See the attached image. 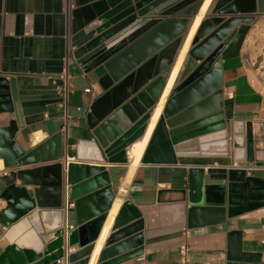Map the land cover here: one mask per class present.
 <instances>
[{"label": "water", "instance_id": "95a60500", "mask_svg": "<svg viewBox=\"0 0 264 264\" xmlns=\"http://www.w3.org/2000/svg\"><path fill=\"white\" fill-rule=\"evenodd\" d=\"M85 1H92L96 24L95 35L85 44L87 53L80 62L88 66L87 71L93 72L104 90L91 105L93 113L101 105V112L95 113L99 124L91 131V139L76 140L75 160L66 162L65 178L60 163L17 171L38 186L32 191L33 204L26 208L29 210L34 200L39 207L59 208L66 182L75 227L67 232L58 225L45 231L37 212L29 218L23 216L27 210H22L4 222L9 227L0 264H57L65 248L74 245L79 248L68 253L69 264H88L115 197L101 165L128 162V148L144 135L203 0ZM190 7L193 10L188 12ZM209 12L213 15L206 13L198 25L140 159V164L153 165H174L180 157L232 158L236 163L237 168L227 171V181L221 185L204 184V170L189 168L185 210L189 229L224 223L228 217L264 204L263 177L247 175L246 170L264 169V122L256 134L251 122L243 125V131L235 124L230 129L224 115L219 58L236 26L250 23L256 13H264V0H212ZM49 102L20 100L14 79L0 75V113L15 118L8 128L0 129V157L6 167L61 157L60 132L24 152L9 131L15 121L20 128L39 121ZM39 171L46 182H40ZM145 222L141 209L125 201L95 264H118L139 255ZM238 234L233 231L228 236ZM263 254L242 252L237 241L227 250L226 264H264Z\"/></svg>", "mask_w": 264, "mask_h": 264}, {"label": "crops", "instance_id": "0c3cea01", "mask_svg": "<svg viewBox=\"0 0 264 264\" xmlns=\"http://www.w3.org/2000/svg\"><path fill=\"white\" fill-rule=\"evenodd\" d=\"M191 10L193 7L187 11ZM95 20L92 1L0 0V75L14 79L20 100L50 101L39 121L22 128L17 127L15 121L10 134L24 152L58 132L63 143L59 159L6 167L0 157V253L7 245L4 234L9 226L4 222L22 210H27L23 216L29 218L37 212L45 231L58 225L67 232L75 227L73 203L66 204V182L62 185L59 208L39 207L34 200V207L29 210L26 208L33 204L32 191L38 186L17 171L60 163L65 178L66 162L75 160L76 140L92 138L91 131L99 124L95 113H100L102 108L98 105L93 113L91 105L104 90L80 59L87 53L85 44L95 35ZM263 35L264 13L255 14L250 23L236 26L235 34L219 54L224 115L230 129L235 124L243 131V125L251 122L256 134L264 122V71L260 51L264 48ZM11 119H15L14 115L0 113V129L8 128ZM81 164L96 163L81 161ZM103 164L115 195L111 207L116 198L120 199V204L100 249L125 201L140 208L146 219L142 252L118 264H226L227 250L237 241L242 252H264V204L228 217L224 223L190 229L185 225L189 168L204 170V184L221 185L227 181V171L237 168L232 158L180 157L174 165L139 163L128 181V162ZM246 170L247 175L264 179V169ZM38 176L40 182H46L42 171ZM184 196V200H178ZM55 216H59L60 221L52 225ZM180 220L183 223H178ZM233 231L239 234L229 237V232ZM78 248L74 245L70 251Z\"/></svg>", "mask_w": 264, "mask_h": 264}, {"label": "bare ground", "instance_id": "6f19581e", "mask_svg": "<svg viewBox=\"0 0 264 264\" xmlns=\"http://www.w3.org/2000/svg\"><path fill=\"white\" fill-rule=\"evenodd\" d=\"M211 2H212V0H203L202 1L201 6L198 9V12L196 13L192 23L189 26V29H188L187 34H186V38H185V40H184V42L180 48L178 56L175 59L172 67L170 68L169 74L167 76L166 84L164 86L162 93L160 94L158 101L155 104V108H154V110L150 116V119L148 121V125L146 127L144 135L142 136L141 139L135 141L128 148V152H127L128 153V169H127V174H126V181L129 180V178L133 174L135 167L140 163V159H141V156L143 154V151L146 147V144L149 140V137L152 133V130H153L158 118H159V115L161 114L162 108L164 106V102H165V100H166L175 80H176V77H177L178 72L180 70V67L183 63V60L186 56V53L188 51V48H189L190 43L192 41V38H193L197 28H198V25L201 22L203 16L207 13ZM39 134L40 133H37L36 137H39ZM34 140H36V138H34ZM119 204H120V199L116 198L112 204L110 211H109L104 230L102 231V234L99 237V239L96 241L95 248L91 254V257H90L88 264H95L96 259H97V254L99 252V249L102 245L104 236H105L106 231H107V227L112 222V219L118 210ZM57 221H60L59 216L53 217L52 218V225H54L55 222H57Z\"/></svg>", "mask_w": 264, "mask_h": 264}, {"label": "built area", "instance_id": "2783aa9c", "mask_svg": "<svg viewBox=\"0 0 264 264\" xmlns=\"http://www.w3.org/2000/svg\"><path fill=\"white\" fill-rule=\"evenodd\" d=\"M233 165H235L237 167L236 163H234ZM4 173H6V172L4 171ZM66 195H67V192H66ZM66 197H67L66 204H68V195ZM69 205H70V203H69ZM70 250L71 249L65 248L64 255L62 257H60L59 259H57L56 263L57 264H69L68 253L71 252Z\"/></svg>", "mask_w": 264, "mask_h": 264}, {"label": "rangeland", "instance_id": "374dc122", "mask_svg": "<svg viewBox=\"0 0 264 264\" xmlns=\"http://www.w3.org/2000/svg\"><path fill=\"white\" fill-rule=\"evenodd\" d=\"M262 40H263V42H264V35H263V37H262ZM264 47V46H263ZM261 54H262V63H261V66H262V69H263V71H264V48L262 49L261 48ZM262 83H264V73L262 74Z\"/></svg>", "mask_w": 264, "mask_h": 264}, {"label": "flooded vegetation", "instance_id": "af4514ba", "mask_svg": "<svg viewBox=\"0 0 264 264\" xmlns=\"http://www.w3.org/2000/svg\"><path fill=\"white\" fill-rule=\"evenodd\" d=\"M209 8H210V7H209ZM207 14H208L209 16L213 15V14L210 13V12L208 13V11H207ZM256 14H259V13H256ZM261 14H262V13H261ZM254 15H255V14H254ZM254 15H253V16H254ZM183 61H184V60H183ZM181 66H182V65H181ZM180 68H181V67H180Z\"/></svg>", "mask_w": 264, "mask_h": 264}]
</instances>
